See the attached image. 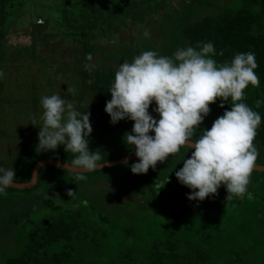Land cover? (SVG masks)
<instances>
[{"label":"trees","instance_id":"1","mask_svg":"<svg viewBox=\"0 0 264 264\" xmlns=\"http://www.w3.org/2000/svg\"><path fill=\"white\" fill-rule=\"evenodd\" d=\"M23 2L26 3L24 0H0V70L4 74L7 71L3 65L5 51L2 41L13 14L11 10L15 12ZM71 2L72 5L80 6L74 12L75 16L69 18V13L67 17L76 22L77 26L68 28L64 25L62 15L56 20L61 26L67 27L66 34L81 43L79 83L75 95L70 99L78 101L79 106L83 100L89 102L78 111L91 114L93 132L88 138L90 150H100L103 157L101 162L119 159L134 153L135 149L128 148L118 155L108 156L96 141L100 138H96L97 134L103 135L106 126H115L110 123L111 117L105 107L106 102L112 98L109 89L114 82L116 70L112 67H99L92 72L86 71V56L91 53L93 60L102 59L103 51H96L92 47L93 40L105 35L109 29L118 30L127 21L142 22L158 9H168L172 0H101L98 5L92 4L90 0ZM180 2L186 6V11L179 32L188 46L212 42L217 53L213 58L218 63L230 61L238 52L255 53L258 68L254 71L260 83L258 87L249 85L245 89L246 99L243 102L261 115L254 145L264 149V104L257 109L254 103L256 100L264 101V1L224 0L196 20H186L187 13L208 1ZM37 3L36 11L39 9V15L45 19L56 14L53 9H60L43 0ZM27 9L29 12L30 5H27L26 12ZM63 10L68 13V9ZM44 26L38 25L41 28ZM167 26L162 32L166 37L170 32ZM221 50L223 56L219 55ZM69 63L73 64V61ZM7 82L5 77L0 78V96L8 90ZM220 103L221 100L217 99L209 105L218 117L225 110H231L230 102H225L224 108L219 106ZM38 143L37 136L31 143L30 151L21 153L15 165L10 168L16 171L15 181H29L34 164L41 158H54L69 164L74 159V154L64 151V145L58 146L55 151L43 152L37 151ZM118 165L121 164L86 172L84 175ZM176 171L179 170L173 171L171 178L161 183L155 177L143 175H125L98 181L100 177L95 180H77L73 171L42 165L37 181L31 188L10 187L6 191L37 190L36 193H40L47 190L54 200L43 207L41 217L23 235L22 240L16 242L14 253L6 255L0 264H264V192H256L258 188H264V179L250 177L248 191L254 197L251 200L246 195L243 200L234 198L227 201L226 186L221 185L217 195H210L203 201H191L187 197L192 190L178 181ZM253 172L264 175L261 171ZM56 185L71 189L76 195V201L72 200L73 196L68 199L62 194H55ZM107 186L108 189L102 188ZM124 190L136 193L141 199L136 201L129 197L109 209L100 208V199L107 198L109 201L111 197H121ZM35 209L36 206L32 205V212ZM104 249L109 254H105Z\"/></svg>","mask_w":264,"mask_h":264},{"label":"clouds","instance_id":"2","mask_svg":"<svg viewBox=\"0 0 264 264\" xmlns=\"http://www.w3.org/2000/svg\"><path fill=\"white\" fill-rule=\"evenodd\" d=\"M145 37L150 32L145 30ZM223 50L219 55L223 56ZM212 42H200L195 47L178 48L172 56H161L148 50L135 56L131 63L123 62L115 72L109 92L111 100L105 111L113 125L124 119L134 121L131 132L123 139L134 146L138 162L131 164L133 174H146L157 162H164L180 151L181 146L191 149V157L183 161V167L175 172L178 181L190 188L191 201H203L217 195L221 185L226 186L227 201L234 198L249 200L250 177L259 156L254 145L261 115L245 102V89L259 86L258 68L254 52H238L230 61L218 63ZM86 71L92 72V54L86 56ZM4 76L0 70V78ZM67 92L75 95V89ZM230 98V99H229ZM221 100L220 107L230 102L231 110H225L210 129L200 131L198 126L210 114V104ZM159 114L157 120L149 113L150 105ZM258 109L264 104L256 100ZM43 113L39 126L37 151H55L64 145V151L74 154L68 169L76 173L75 179L86 180V172L101 168L100 150L91 151L89 137L93 132L90 112L77 111L70 99L60 94L42 96ZM36 125L35 119L32 122ZM154 132L155 135H150ZM195 137V139H193ZM128 162L125 161V164ZM15 169L0 168V194L14 185ZM67 195L74 192L69 189Z\"/></svg>","mask_w":264,"mask_h":264},{"label":"rangeland","instance_id":"3","mask_svg":"<svg viewBox=\"0 0 264 264\" xmlns=\"http://www.w3.org/2000/svg\"><path fill=\"white\" fill-rule=\"evenodd\" d=\"M24 1L26 3L20 4L21 7L18 6L15 12L14 9L11 10L13 14L2 41L3 51H5L3 65L7 71L3 79L5 77V80L8 81V90H5L0 96V168L4 169L12 168L21 153L29 152L33 139L38 136L39 126L43 123L40 119L43 113L40 98L58 93L61 98L70 99L72 95L67 92L68 87L76 90L79 83L78 59L81 58V43L78 39L66 34L65 31L67 27L73 29L77 26L76 22L67 17H69V13L71 15L69 18L75 16L74 12L80 6L72 5L71 0H43L48 2L46 4L60 8L53 9L56 14L52 15L51 13V18L45 19L39 15V9L36 11L35 5L39 3H37L38 0ZM90 1L95 5L101 2V0ZM206 1H208L206 4L198 5L197 9H191L187 13L186 20L198 19L204 12L215 8L224 0ZM27 5H30L29 12L28 9L26 12ZM167 7L166 5L165 8ZM63 8L68 9V13H65ZM6 11L8 12L7 9ZM185 11L186 6L180 0H172L168 9H158L157 12L150 14V18H145L142 22L127 21L118 30L114 28L107 30L106 36H100L91 42L96 51H103V55H101L103 58L98 61L92 60L91 63L95 64L96 68L112 67L117 71L123 62L131 63L135 56L144 51L152 50L161 56H172L178 48L188 46L179 32V27L184 22L182 16ZM141 12L143 11L141 10ZM59 15L65 19L66 28L56 22ZM39 19L42 22H39ZM35 23L45 26L41 28L38 27L39 24ZM166 26L170 30L167 37L162 33ZM145 30L150 32L149 37L144 36ZM70 61H73V64L69 63ZM71 102L77 111L89 103L87 99L83 100L80 106L78 101L72 100ZM155 107L157 105L153 101L149 107V113L158 120L159 114L153 111ZM217 118L219 117L210 111L203 123L198 126L196 136H199L200 131L206 128L210 129ZM34 119L36 125L32 124ZM133 125L134 121L132 120H121L115 124L114 128L106 126L102 132L103 135L97 134L95 137L100 138L97 140L94 138V140L98 142V146L102 147V150L107 152L108 156L118 155L128 148L134 149V146H128L123 139L125 133L131 132ZM150 135L154 136L155 133L151 132ZM258 151L259 156L256 163L262 164L264 163V149L258 147ZM190 157L191 149L181 146L179 152L170 155L164 162H157L155 168L150 167L146 174L131 172V164L138 162V158H136L127 164L123 163L93 174H86V177L94 180L100 177L98 181H108L125 177V175H143L155 177L154 179L161 183L168 177L171 178L173 171L180 170L183 167V161ZM253 177L264 179V175L255 172L251 174V178ZM108 186L102 188L108 189L110 187ZM54 190L55 194H62L70 199V196L67 195L68 187L56 185ZM6 192V195L0 194V263L6 255L14 253L17 247L16 242L22 240L23 235L41 217L43 207L54 200L47 190H42L40 193H36L37 190L31 192L9 190ZM256 192L262 194L264 188H258ZM129 197L136 201L141 199V196H137L136 193L124 190L121 197L114 196L109 201L107 198L100 199V208L109 209ZM76 199L74 194L72 200L76 201ZM32 205L36 206L34 212H32ZM104 253L109 254L106 249H104Z\"/></svg>","mask_w":264,"mask_h":264},{"label":"water","instance_id":"4","mask_svg":"<svg viewBox=\"0 0 264 264\" xmlns=\"http://www.w3.org/2000/svg\"><path fill=\"white\" fill-rule=\"evenodd\" d=\"M136 158H138V157L135 155V152H134V153H131V154L126 155L124 157H121L119 159L104 161V162H102L101 168L113 166V165H117V164H123V163H125V161L129 162V161L134 160ZM45 164L60 167L62 169H66L68 171H72V170L67 168L68 164H69L68 162L58 160V159H54V158H49V157L41 158L34 164V166L32 168V172H31L30 180L27 182L14 181V185L12 187L18 188V189L31 188L37 181L38 171H39L40 167L42 165H45ZM253 170L264 172V165L256 164L254 166Z\"/></svg>","mask_w":264,"mask_h":264},{"label":"built area","instance_id":"5","mask_svg":"<svg viewBox=\"0 0 264 264\" xmlns=\"http://www.w3.org/2000/svg\"><path fill=\"white\" fill-rule=\"evenodd\" d=\"M39 22H42V20H41V19H39Z\"/></svg>","mask_w":264,"mask_h":264}]
</instances>
